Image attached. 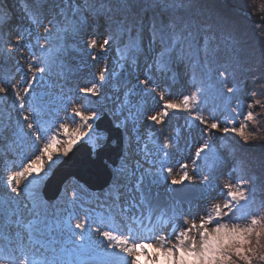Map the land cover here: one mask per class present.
Instances as JSON below:
<instances>
[{
	"label": "snow or ice",
	"instance_id": "1",
	"mask_svg": "<svg viewBox=\"0 0 264 264\" xmlns=\"http://www.w3.org/2000/svg\"><path fill=\"white\" fill-rule=\"evenodd\" d=\"M132 7L130 0H60L52 6L51 14L45 15L46 10L24 0L21 8L32 29L18 30L14 39L9 34L0 45V99L5 101L0 105V129L10 132V136H0V146L6 155L16 156L14 166L20 169L6 175L4 195L0 196V264H264V171L257 175L246 158L233 159L228 175L234 182L219 185L217 180L226 158L208 141L195 150V160L212 161L207 165L208 174L201 175V193L219 188L223 203H213L214 198L206 195L203 208L185 207L178 201L160 205L152 192L161 180L171 186L185 180L196 183L187 171L179 179L172 176V167L163 162L156 169L157 159L169 154V141L164 136L160 142L154 129L165 122L170 112L188 114L205 133L219 129L218 102L226 93L244 91L237 71L245 66L249 55L246 44L233 32L202 20L195 0H148L147 7L154 14L147 26V37L144 17L133 14ZM0 9V23L7 24L11 9L2 2ZM99 18H105L107 23L102 43L96 38L99 32L86 31L89 21ZM41 26L43 34L38 31ZM260 27L257 25L258 30ZM81 36L84 48L93 53V61L97 59V46L107 52L110 45L116 44L119 61L135 66L141 57H150L151 62L146 63L145 78H137L116 105L115 126L127 132L126 121L133 122L132 133L126 136L133 147L119 157L123 164L113 162L115 171L106 190L89 200L73 193L67 203L58 204L43 196L41 184L55 163L52 146L61 141L51 135L45 136L46 142L41 144L42 133L51 130L43 124L58 122L63 119L59 113L66 111L91 129L100 113L97 107L90 116L84 115L63 86L50 91L46 84V78L54 77L70 84L73 72L68 57L73 49L68 39ZM256 38L261 42L260 56L264 59V32L258 31ZM25 48L29 50L27 56L23 53ZM180 65L190 72L188 91L178 102L167 100L160 111L145 115L152 130L142 136L136 125L141 108L129 96L135 94L133 89L155 92L156 82L148 72L164 75ZM17 74L21 76L19 87L23 88V95L18 90ZM109 80L106 66L99 72L97 82L78 89V96L98 97ZM41 88L45 90L40 91ZM256 91L264 93V82L250 94L254 96ZM164 96L161 91L160 99ZM8 97H12L11 105L7 104ZM235 102L237 107L230 108L231 118L226 122L239 123V127H224L223 131L237 134L244 144L255 142L256 138L246 131L252 112L247 111L245 122H240L241 104L239 100ZM260 104L255 101V105ZM68 105H72L70 110ZM88 106L96 107L91 103ZM5 109H14L15 117ZM205 111L210 119H205ZM125 113L127 116L121 121ZM59 127L67 130L66 124ZM66 135L69 139L58 149L63 156L73 149L80 129L75 133L66 131ZM180 167L186 169L187 164ZM261 169L264 170V160ZM22 181L26 183L22 185ZM113 212L115 216L111 215ZM233 219L242 222H230ZM153 240L159 241L158 247L151 243Z\"/></svg>",
	"mask_w": 264,
	"mask_h": 264
},
{
	"label": "rangeland",
	"instance_id": "2",
	"mask_svg": "<svg viewBox=\"0 0 264 264\" xmlns=\"http://www.w3.org/2000/svg\"><path fill=\"white\" fill-rule=\"evenodd\" d=\"M4 5H6L8 8L11 9V14L9 18V22L7 24L0 23V45H2L3 41L6 40L9 36L14 39L17 35L18 30H23L24 28L32 29L31 22L27 19V17L24 15L21 5L24 2V0H0ZM31 3H34L33 0H30ZM58 0H43L42 4L39 5L41 9L46 10L45 15L51 14V4L52 6L57 4ZM37 5V3H34ZM1 10V9H0ZM42 18V17H41ZM101 19V18H99ZM97 21V20H96ZM107 26V23L105 25H101L99 22L95 24L93 27H87V32H99L101 35L100 37H96L101 43L103 42V39L105 38L104 31ZM38 31L43 34V27L41 26ZM43 42V41H41ZM69 45L72 47L73 51L68 57V61L72 66V76L70 77V84H63L62 81H60L57 78L53 79H47L46 78V84L48 87V90L56 89L58 91V85L63 86L64 91L66 93H69L71 95V99L74 102V104H78L81 107V111L84 113V115L90 116L92 111H96L97 107L100 109L99 117L102 116L105 112L108 113L114 121V124L116 125V113L117 108L116 105L122 101L123 99V93L128 91L129 88H131L133 85H135L136 80L138 78V74L140 73L141 68L143 67V63L145 58L141 57L138 61V64L135 65L134 69H131L130 66L126 65L127 68V76L126 78H122L120 76V71L117 73H113L110 69V61L112 60V54L113 51H115L116 44H112L108 47L107 52H102L99 49V46H97L95 50V55L97 57L96 61H93L90 56L93 54L89 50L84 48V38L81 36L77 40H72L71 38L68 39ZM23 53L25 56L29 54V50L27 48L23 49ZM19 55V53H17ZM25 65L27 61L24 62ZM109 69V74L111 76V80L104 83L103 86L100 89V95L98 97H79L78 96V89L90 87L92 83L97 82L98 74L101 70H103L105 67ZM145 69V68H144ZM173 71L175 73V76L173 77V73L169 72L167 74L158 76L155 75V72H150L148 75L154 80L156 83L154 86H156L155 91L152 93H148L147 91L144 92H136L135 89H133V92L135 94L130 95L129 99L133 104L139 105L141 108L142 115L140 116L139 120L136 122L137 128L139 129V132L142 136H146L147 132L149 130H152V126L149 123H146L144 120L145 115H151L156 111H160L162 108V104L167 100H174L179 101V99L182 98V95L185 94L190 85L191 80H189L190 75L186 68L183 65H180L177 68H174ZM113 74V75H112ZM16 82L18 84V90L21 92V95H23V88L19 87V81L21 79L20 74L16 75ZM45 89L41 88L40 91H44ZM163 91L165 93V96L163 100L160 99L159 93ZM253 91V89L247 90V96L245 97L244 104H241L243 107L242 114L240 116V122H245V117L247 115V111L253 112L257 105H255V101L259 100L261 101V104H264V98L257 97V92L254 96H252L250 93ZM171 93V95H169ZM119 98V100L117 99ZM256 98V100H255ZM94 104L96 107H89V104ZM235 102L232 103L230 106H220L217 104L216 107V114L219 116L221 123L220 128L217 130H212L209 133H205L203 130V127L195 120H191L188 117V114H184L181 112H170L169 116L165 118V122L162 125L156 126L154 129L156 136L161 138L160 142H163L162 138L164 136L168 137V156L165 157L161 155L157 161H156V169L158 170L161 166V162L165 166L172 167L173 171L171 173L172 176H175L179 179L180 176L183 175L184 171H187L189 176L194 178V181L196 183H190L189 181L185 180L183 184H190L195 187H200L199 181L201 179V175H207V165L211 164V160L204 161L201 160H195V150L200 146L201 143L208 141L210 142L216 149H219V152L222 154L223 158H226L227 163H225V166L220 170L219 178L217 180V184L223 185L226 183L234 182V180L231 178V176L228 175L229 172V164L230 162L235 159L233 155H231L228 148L219 145L218 141L221 137L225 136V133L223 131L224 127H239V123H236L235 125L227 123L231 118V114L229 113L228 109L232 108ZM5 101L3 99H0V105H4ZM7 104H12V97L7 98ZM246 105H253L252 108H246ZM259 106V105H258ZM72 105H68L69 110L71 109ZM25 109L27 110V103L25 104ZM6 111L11 110L13 117H15V111L14 109H5ZM203 115L205 119H210L209 113L207 111L203 112ZM60 116L63 117V119H60L58 122H56L53 125L52 130L42 133L41 136V144L46 142L45 136H51L56 135L57 138L61 141L60 144L53 145L52 146V152L54 154V161L55 163L52 165V171L50 175L52 174L53 170L57 167V165L63 160L65 156L60 155L58 152V149H62L64 147L63 141L69 139V137L66 135L67 132L75 133V130L77 128L80 129V136L77 139L76 144H74L73 148L76 147L80 142L87 141L93 148L94 156H95V150L96 148L102 146L105 141L107 134L103 131L97 130L96 128V121L95 123H92V121H88V123H92V128L89 129L87 127V124L79 117L73 118L69 115V112L61 111ZM127 116V113L124 114V116L120 117L121 121L125 120V117ZM251 116V117H252ZM60 124H66L67 130L64 128L59 127ZM127 126V132L124 130V153H127L131 150L133 147L128 140H126V136H129L132 133L133 128V122L132 121H126ZM0 136L7 137L10 136V132L5 131L3 129H0ZM91 136L92 139H88V137ZM99 138V139H98ZM95 141V143H93ZM114 143V142H113ZM95 149V150H94ZM60 155V159H56V156ZM17 163L16 156L13 155H6L5 149L3 146H0V196L4 195V180L6 178L7 174H10L11 172L20 170L18 166H14V164ZM187 164V168H181V164ZM45 169L48 168V162L45 160ZM119 164H123L122 160H119ZM111 169L114 173L115 166H111ZM48 179V178H47ZM46 179V180H47ZM46 182V181H45ZM45 182H42L41 189L43 194V188L45 185ZM26 183V181H22V185ZM172 187L170 184H165L163 180H161L159 185L153 186L152 192L154 196H156V202L160 205H171L174 201L181 202L185 207H191L193 209L196 208L197 205L200 206V208H203L205 206V199L204 196L211 195L213 199V203H223L224 197L220 194L219 188L215 192L207 193L204 196H201L197 199L188 200L191 202L190 204L183 201H180L172 196ZM106 190V188H104ZM101 190H91L87 188L84 184L79 183L75 179H71L70 181L66 182L63 188V191L59 197V199H56V203L58 204H64L69 201V197L76 193L83 197L85 200H89L90 197H94L96 194L100 193ZM158 194V195H157ZM44 196V194H43ZM45 197V196H44ZM77 205H79V201H77ZM85 207H88V204L84 205ZM209 212H211V207H209ZM104 214V213H101ZM111 215L115 216L116 213H111ZM229 222V221H225ZM232 223L235 222H242L238 221L236 219H233L230 221ZM195 234V233H194ZM170 243H174V241H169ZM153 245L156 247L159 246L158 240L151 241ZM151 251V250H150ZM161 255V259H162Z\"/></svg>",
	"mask_w": 264,
	"mask_h": 264
},
{
	"label": "trees",
	"instance_id": "3",
	"mask_svg": "<svg viewBox=\"0 0 264 264\" xmlns=\"http://www.w3.org/2000/svg\"><path fill=\"white\" fill-rule=\"evenodd\" d=\"M33 2L41 5L43 0H33ZM116 2L117 0H112V3ZM130 2L133 5L130 11L133 14L139 13L140 16L144 17L146 26L145 37H147V26L150 24L151 17L154 14L153 10L147 7L148 0H130ZM58 3H60V0H58ZM195 3L197 5V14L202 20L211 22L226 31L233 32L248 48L249 55L245 58V66L237 71V76L244 89L243 93H236L235 95L226 93L225 97L222 98V102H218L220 106L224 107L232 105L236 100H239L240 104H244L247 90L249 88L253 90L259 88L260 83L264 82V59L260 56L261 42L256 38L258 31L264 32V21L261 20V17H264V0H195ZM117 18H119L118 14ZM97 22L102 26L106 24L105 18L93 19L89 21L88 27L95 26ZM257 25L261 26L259 30ZM100 36L98 35L97 37ZM150 62V57L144 60L139 79L145 78L146 63ZM109 65L114 74L117 73V68L118 71H121L122 67L126 65L130 66L131 69L135 68L130 62L119 61L116 51H113ZM186 70L190 75L189 70ZM153 72H155V75L160 76V72ZM189 80L191 79L189 78ZM254 80L258 82L254 84ZM216 83L217 87H219V82L217 81ZM228 86H232L231 81H229ZM256 92L258 94L257 97L264 98V93ZM234 104L232 108L237 107L236 102ZM242 109L243 107L241 106L239 111L242 112ZM228 111L231 114L230 108ZM246 122L248 123L246 131L256 138L255 142L244 144L237 134L229 132L219 139L218 144L228 148L235 159L246 158L255 173L261 175L262 171H264L261 169V161L264 160V104L256 106L253 116L248 117Z\"/></svg>",
	"mask_w": 264,
	"mask_h": 264
},
{
	"label": "water",
	"instance_id": "4",
	"mask_svg": "<svg viewBox=\"0 0 264 264\" xmlns=\"http://www.w3.org/2000/svg\"><path fill=\"white\" fill-rule=\"evenodd\" d=\"M121 74L122 77L126 76L125 68ZM97 127L109 132L106 145L97 150L95 159L92 158L91 148L87 143H82L66 156L46 183L44 192L47 199H56L63 184L72 177L84 181L92 188L106 186L110 181L111 172L104 160L107 158L112 164L118 162V158L123 152V132L120 128L113 126L111 118L107 114L97 121ZM114 138L118 141L117 146L110 144ZM205 194L201 193L200 188L190 185H175L173 187V196L183 201Z\"/></svg>",
	"mask_w": 264,
	"mask_h": 264
},
{
	"label": "bare ground",
	"instance_id": "5",
	"mask_svg": "<svg viewBox=\"0 0 264 264\" xmlns=\"http://www.w3.org/2000/svg\"><path fill=\"white\" fill-rule=\"evenodd\" d=\"M48 124H49V123H48ZM52 124H53V123H52ZM187 203H189V204H190L191 202H187Z\"/></svg>",
	"mask_w": 264,
	"mask_h": 264
}]
</instances>
